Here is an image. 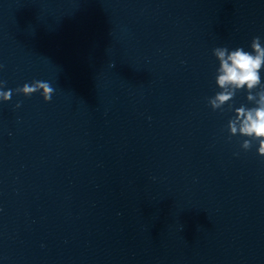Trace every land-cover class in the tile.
Returning a JSON list of instances; mask_svg holds the SVG:
<instances>
[{
  "label": "clouds",
  "instance_id": "obj_1",
  "mask_svg": "<svg viewBox=\"0 0 264 264\" xmlns=\"http://www.w3.org/2000/svg\"><path fill=\"white\" fill-rule=\"evenodd\" d=\"M251 51L242 47L229 50L226 47H217L213 50L214 56L219 61L216 84L220 91L209 99L213 110L221 109L230 102L237 91L245 90L247 100L254 103V107L240 106L235 109V116L228 123L230 135L239 134L244 139L241 147L248 150L252 142L258 143L257 152L264 157V83L261 80V70L264 69V46L260 37H254L251 41ZM3 68V65H0ZM6 82L0 81V100L9 101L13 91L24 96H31L39 92L45 102L51 101L54 93L53 87L47 81H33L25 83L15 90L4 91ZM258 89V91H257ZM17 108L20 104L17 103Z\"/></svg>",
  "mask_w": 264,
  "mask_h": 264
}]
</instances>
